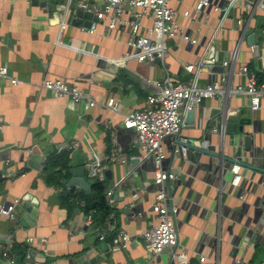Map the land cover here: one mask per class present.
<instances>
[{
  "label": "crops",
  "instance_id": "obj_1",
  "mask_svg": "<svg viewBox=\"0 0 264 264\" xmlns=\"http://www.w3.org/2000/svg\"><path fill=\"white\" fill-rule=\"evenodd\" d=\"M41 1L47 7L32 0H0V67L18 80L14 86L8 78L0 79V207L16 206L15 221L0 215V264L5 252L16 261L18 248L35 251L36 264H264V254L256 257V250L264 248V110L252 112L246 98L232 93L247 83L242 68L263 72L262 57L251 48L255 44L264 52V0H218L220 9L206 10L197 21L185 17L195 13L197 0L172 1L186 36L197 44L207 40L206 48L218 42L216 66L224 68L218 74L199 72L197 46L178 40L168 42L169 53L160 64L126 60L136 53L128 46L127 29L92 36L84 26L72 24L79 0L68 7V0ZM229 4L232 9L222 24L221 8ZM63 23L66 29L61 31ZM144 23L151 26L152 20ZM227 59L229 66L223 67ZM168 76L199 87L222 83L223 78L226 82L221 94L202 102L193 124L165 141L164 166L175 175L167 191L178 208L179 246L153 260L143 235L153 222L150 209L158 190L154 162L141 159L135 133L122 124L145 108L147 98L160 92L156 83ZM56 79L77 87L96 105L86 108L42 88L45 80ZM111 100L116 110L108 107ZM231 111L239 112L231 121L250 119L252 124L235 138L213 134ZM245 138L253 142L251 152L245 150ZM61 147L72 152L75 170L96 157L107 165L112 172L111 181L106 177L108 187L115 189L114 221L118 230L137 240L134 248L109 252L99 240L103 230H94L79 210L70 217L60 207L59 191L48 187L42 172L49 151ZM176 147L184 153L174 154ZM113 153L127 163H109ZM35 154L44 159L39 169L20 175ZM223 156L255 169L240 165L242 180L233 186L234 165L223 162Z\"/></svg>",
  "mask_w": 264,
  "mask_h": 264
},
{
  "label": "built area",
  "instance_id": "obj_2",
  "mask_svg": "<svg viewBox=\"0 0 264 264\" xmlns=\"http://www.w3.org/2000/svg\"><path fill=\"white\" fill-rule=\"evenodd\" d=\"M76 0H68V6H72ZM173 0H79V9L90 13L96 18L92 22L91 28L87 32L94 36L98 34H107L121 28L130 32L128 46L135 50V55H128L125 59H136L139 63H154L157 59L161 61L169 53L168 42L178 40L188 42L192 46H198L197 42L192 41L186 36L181 27L177 24V11L172 7ZM198 4L193 15L185 13V17L197 21L200 15L209 9H220L218 0H197ZM260 7L264 9V5ZM222 24L228 17L232 5L229 4L221 8ZM145 19L152 20L151 26H146ZM238 24H241L239 22ZM66 29V25H61V31ZM258 46H252L255 53ZM232 63H235L238 56L234 54ZM262 64L264 71V55ZM215 64L218 61H213ZM229 63H223V67H228ZM194 67H188L187 71L193 72ZM202 70L199 68V72ZM240 75L247 77V83L240 85L232 93L242 96L249 102L252 112L264 110V83H259L256 74L252 73L248 67L242 68ZM8 78L16 86L18 80L10 78L7 68L0 67V79ZM222 83H213L205 87L197 86V82L186 84L181 80L167 77L165 80L156 83L160 91L159 94L149 96L145 103V108L135 111L126 116L122 126L126 130H132L135 133L134 147L141 152V159H152L154 162L153 179L157 187L155 202L150 209L153 214V222L150 228L143 235V246L146 253L156 260L167 250L174 251L179 246V231L176 222L178 208L170 203L167 186L175 180V175L164 166L166 154L164 144L170 137H178L186 125V117L189 112H195L202 102L212 99L223 92ZM42 88L53 92L59 97H69L76 104L85 103L86 108L94 107L96 104L92 98L86 95L75 86H70L64 80H45ZM108 107L116 110L115 101L111 100ZM227 115V114H226ZM238 111H231L227 118L238 117ZM213 134H220L217 128L211 131ZM184 145L188 143L183 142ZM184 147V146H183ZM185 148V147H184ZM176 147L174 154L184 153L185 149ZM60 150L67 148L61 147ZM109 163L126 164V160L121 154L113 153L109 158ZM240 165H234L231 169L233 180L231 185L239 186L242 177L239 175ZM89 179L99 181L106 180L107 165L102 163L97 157L90 161L86 166ZM118 183L115 187H119ZM108 205L115 209V189H109L106 195ZM16 206H1L0 215L8 217L10 220H16ZM106 229L99 236V240L106 244L111 253H118L123 250H131L136 246L137 240L131 237L127 232L118 230L114 221L113 214ZM86 222L91 226L92 216L86 217ZM116 233V234H115ZM114 234L111 241H107V235ZM32 244L33 240H29ZM176 256V255H175ZM178 257V255H177ZM2 264H16V261L10 252L2 255ZM206 258H201L200 262L205 263ZM23 264H36L30 262L29 250L26 252L25 262ZM241 264H247L242 262Z\"/></svg>",
  "mask_w": 264,
  "mask_h": 264
},
{
  "label": "trees",
  "instance_id": "obj_3",
  "mask_svg": "<svg viewBox=\"0 0 264 264\" xmlns=\"http://www.w3.org/2000/svg\"><path fill=\"white\" fill-rule=\"evenodd\" d=\"M259 83H264V71L256 74ZM110 146V141H108ZM108 152L109 149H108ZM71 151L53 149L50 150L43 164V175L48 187L59 191L60 207L66 210L69 216H73L79 210L85 217L92 216L91 227L94 230H104L111 221L110 217L115 210L112 209L106 200L109 191L108 180L99 181L88 179L90 188L88 191L80 188H69L70 181L74 178L75 167L71 159ZM116 234V233H115ZM114 234L107 235V241H111ZM257 255L264 254V248L256 250ZM16 257H25L26 252L18 248L14 252Z\"/></svg>",
  "mask_w": 264,
  "mask_h": 264
},
{
  "label": "water",
  "instance_id": "obj_4",
  "mask_svg": "<svg viewBox=\"0 0 264 264\" xmlns=\"http://www.w3.org/2000/svg\"><path fill=\"white\" fill-rule=\"evenodd\" d=\"M33 4L35 6H40V7H47V3L46 2H42L41 0H32ZM92 22H96V18L90 14V13H86L83 12L82 10H77L76 13V18L74 20H72V24L76 27H85L86 29L91 28L92 26ZM206 43L207 40H203L201 42V44H199L197 46V50H198V55L200 57V69L202 70V72L206 73L209 71H212L213 73H222L224 71V68L220 67V66H216V64L213 62L218 61V57H217V51L219 49V44L218 42H213V44L209 47L206 48ZM255 44H253L252 46H254ZM204 49V54L200 55V52ZM207 49V50H206ZM239 51H240V46L237 47L236 49V56H239ZM256 53L257 55H259V57H261L262 55H264V52H261L260 47H258L256 49ZM225 63H229L230 60H224ZM156 63L160 64L161 60L157 59ZM156 94H159L158 91H156ZM195 117H196V113L195 112H189L187 114L186 117V125L189 124H193L195 122ZM252 124V120L250 119H241L239 120V122H233L231 121L229 118H227L226 113H224V115L222 116V118L219 121V125L217 127L218 131L220 132L221 136L226 139V138H235L238 135H243L245 128L250 126ZM223 150H224V145L222 146ZM190 148V147H189ZM253 148V142L250 138H245V150L246 152H251ZM190 149H194L197 150L196 148L191 147ZM236 150V149H235ZM199 153H202L204 155L210 156V154L204 150H198ZM217 159L220 160V158H222L221 155H216ZM44 159L35 154L33 156H31L30 161L28 162V166L23 170V172L20 175H24L25 173L29 172L31 169H39L40 165L43 163ZM223 162L229 163L231 165H243V167L246 168H251V169H255L251 166H248L246 164H241L233 159H229L223 156ZM259 170V169H256ZM261 171V170H259ZM85 173H86V166L78 168L75 170L74 172V178L70 181L69 183V188L71 187H75V188H80L82 190L88 191L90 188V184L89 182L86 180L85 178ZM106 177L108 180H112V172L111 171H107L106 172ZM11 204L7 203L6 206H10ZM76 213H78V211H76ZM30 254V262H35V260L37 259V254L35 251L30 250L29 251ZM41 259H44V256H40ZM24 263V257H18L16 260V264H23Z\"/></svg>",
  "mask_w": 264,
  "mask_h": 264
}]
</instances>
